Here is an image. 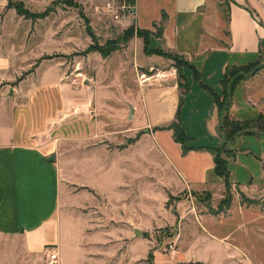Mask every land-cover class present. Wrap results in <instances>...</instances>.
<instances>
[{
    "label": "crops",
    "instance_id": "1",
    "mask_svg": "<svg viewBox=\"0 0 264 264\" xmlns=\"http://www.w3.org/2000/svg\"><path fill=\"white\" fill-rule=\"evenodd\" d=\"M220 3L221 0H139L136 18L111 24L89 18L100 44L122 35L131 25L150 31L151 49L179 54L192 66L180 68L189 85L187 91L173 76L177 71L173 59L147 53L144 38L138 35L107 58L101 56L92 63L96 54L90 56L89 62L97 71V79L91 83H82L78 76L71 78L79 84L66 81L63 66L44 63L33 74L42 76L38 81L32 85H26L27 80L20 81L15 96L5 98V107L1 108L4 114L0 115L1 236L20 238L23 253L47 263V249L52 247L58 252L56 264H105L107 258H113L111 264L140 261L141 251L137 248L141 247L144 231L140 211L135 209L125 216L119 213L117 217L123 223L108 229L94 225L92 213L63 210V174L67 172L57 157L61 141L70 143V177L81 188L69 198L80 207L100 200H124L122 187L127 180H140L141 169L147 165L151 173L159 168L162 181L178 190L223 188L225 178L216 173L214 154L208 149L185 153L174 131L168 128L180 114L181 125L192 138L190 144L218 147L221 138L217 133V104L213 94L197 80L195 69L205 84L222 94L227 66L260 58L264 0H231L226 33ZM149 68L166 72L169 78L153 82L137 79ZM79 71L76 68L75 74L79 75ZM259 73L260 81L255 80L256 74L235 87L231 114L237 119L264 113V69ZM139 132L135 143L119 147L122 139ZM111 142L114 147L109 145ZM236 150L235 156L228 159L229 180L258 198L253 193L264 181V136L245 134L238 139ZM101 183L108 184V189ZM242 212L264 218V212L255 209ZM214 219L215 216H206L202 222ZM202 222L204 243L214 242L223 253L222 259L230 260L222 264H237L238 258L254 264L245 247L233 239L236 233L217 234ZM250 222L253 223L246 220V228ZM126 246L131 249L129 262L122 251ZM180 251L183 264H209L200 256L186 257L182 247Z\"/></svg>",
    "mask_w": 264,
    "mask_h": 264
},
{
    "label": "rangeland",
    "instance_id": "2",
    "mask_svg": "<svg viewBox=\"0 0 264 264\" xmlns=\"http://www.w3.org/2000/svg\"><path fill=\"white\" fill-rule=\"evenodd\" d=\"M104 1L0 0V115L4 114L1 108L5 107V98L15 96L17 88L21 84L20 77L27 80L26 85L34 84L35 80L38 81L42 77L33 75L38 68H36L38 63L39 66L41 63L63 66L64 80L74 84H79V81L91 83L97 79V71L93 69L89 59L91 55L96 54V57L92 59V63H94V60H101L103 54L100 51H94L84 55L83 51L91 43L88 19L91 18L98 22L104 21L100 17V9ZM9 2L13 6H22L30 11H43L50 6L56 7V11L45 19L34 20L19 15L14 8H8ZM221 9L224 17L223 32L226 33L227 3ZM122 37L123 34L113 39L103 51L111 50L113 51L112 55L122 49L125 44ZM171 54L175 67L188 62L179 54L172 52ZM48 55L53 57L43 58ZM76 68H80V71L77 72L79 75L75 74ZM31 69H34V72L24 75ZM156 70L158 71L157 68L153 70L149 68L145 69L144 72L147 75H152ZM40 72L42 74V70ZM71 76H78L79 81L72 80ZM173 76L177 78L179 83L185 85V80L180 76L178 69ZM256 78L255 80L260 81L261 73L257 74ZM162 79L164 78L153 77L148 82ZM140 133H136L134 137H125V140H121L122 145L119 147L124 148L135 143L139 138L132 143L129 140ZM117 137L113 136L112 138L117 139ZM229 143L233 146L237 144L232 139ZM60 144L62 147L57 157L64 171L67 172L66 175L63 174V210L69 208L71 211L77 210L80 213H92L95 218L93 224L108 229L123 223L124 220L117 217L119 213L124 212L125 216V213L129 211L135 209L140 211L144 231L141 234V247L137 248V251H141V259L138 264H183L180 262L179 256L181 247L186 257L191 259L200 256L207 259L209 264L229 263V259H222L223 253L214 242L210 241L205 244L203 241V236L206 233L200 223L203 221L202 218L205 219L206 216H215L216 219L204 220L202 223L205 227L222 235L230 232L231 234L236 233L233 239L245 247L252 262L264 264V218H254L252 213L242 212L246 209L264 212V181L255 188L253 193L258 198L251 197L252 194L249 190L241 189L238 184L233 182L224 183L222 189H215L214 192L207 189L192 188L178 190L162 181L163 176L159 168L152 169L151 173V169L147 165L145 170L144 168L141 169L140 180L134 182L127 180L122 187L126 194L124 200L121 198L110 203L100 200L95 205L88 204L86 207H80L70 199L71 194L81 188L80 185L73 183L70 177L71 168L68 155L70 143L66 140L61 141ZM109 145L114 147L115 144L111 142ZM228 158L230 159L232 156ZM149 172L152 175H149ZM101 185L107 189L109 187L105 183H101ZM90 191L97 195L94 190L90 189ZM249 200L255 202L252 203ZM216 211L218 213L213 214ZM181 212L184 213L183 217H181ZM149 213H154V215H149ZM246 220L253 221L247 228L245 226ZM236 226H241L238 232L235 231ZM104 235L111 236L108 233H104ZM130 236L133 239L137 238L134 233H130ZM114 250L117 253L118 250ZM122 251L126 252L127 262H129L130 247L126 246ZM154 255H156V262L153 260ZM169 256L174 257V260ZM38 258V256L23 253L20 238L0 235V264H48L42 258ZM111 261H114L113 258H107L105 264H111ZM236 263L247 264V262L243 263L240 258L236 260Z\"/></svg>",
    "mask_w": 264,
    "mask_h": 264
},
{
    "label": "trees",
    "instance_id": "3",
    "mask_svg": "<svg viewBox=\"0 0 264 264\" xmlns=\"http://www.w3.org/2000/svg\"><path fill=\"white\" fill-rule=\"evenodd\" d=\"M231 0H221L219 4L221 7L227 3V16L226 21H229V6ZM8 8H14L19 15H22L26 18H31L34 20L37 19H45L50 16L52 13L56 11V7H47L43 11H30L27 8L22 6H13L10 2L7 5ZM90 24V20L88 19ZM161 33V31L159 32ZM150 31L142 30L140 28H136L135 25H131L123 32V40L126 44L130 38L135 35L141 36L145 41V50L147 53H157L164 55L166 57L172 58V54L170 52H165L162 49H151L149 47V37ZM89 35L91 37V43L88 47L83 51L84 55H87L94 51H100L104 57H108L111 55L113 51L107 50L104 52V48L112 42L113 39L108 40L105 44H100L96 34L92 30L91 25H89ZM116 39V38H115ZM114 42V41H113ZM53 56L48 55L43 58H51ZM39 64V63H38ZM36 65V68L39 65ZM184 65H188L192 67L188 62ZM183 66V65H181ZM181 66H177V69L180 71ZM262 69H264V39L260 42V58L255 62H249L243 65H229L226 68L225 74L222 79L223 84V93L219 94L215 92L212 88H210L207 84L204 83L201 73L195 69V75L201 86L213 94L217 108H218V124H217V133L221 138V143L218 147H210V146H194L191 143L192 138L187 135L185 130L181 125L180 114L177 116V120L168 126L169 129L174 131V138L177 142L181 143L183 146L184 152H188L192 149H208L215 156V170L216 173L223 178H225V184H230L229 180V169H228V157L235 156L236 153V145L233 146L230 144V139L234 141H238V139L245 134H253L257 136L264 135V113H260L256 118L250 119H237L231 114V105H232V97L235 87L238 83L243 80L248 79V77H253L258 74ZM238 71V72H235ZM34 72V69L26 72L24 75ZM180 76L184 78L185 85L179 83L181 88H184V91H187L189 88L188 82L185 76L180 72ZM24 77H20L19 81L23 80ZM183 100V99H182ZM225 128V129H224ZM140 137L138 134L135 138H131L129 140L130 143L136 141ZM242 197V196H241ZM245 197V196H244ZM243 198V197H242ZM230 199V197H229ZM244 199V198H243ZM254 203L255 201L249 200ZM218 211L213 212V214H217Z\"/></svg>",
    "mask_w": 264,
    "mask_h": 264
},
{
    "label": "built area",
    "instance_id": "4",
    "mask_svg": "<svg viewBox=\"0 0 264 264\" xmlns=\"http://www.w3.org/2000/svg\"><path fill=\"white\" fill-rule=\"evenodd\" d=\"M139 0H105L100 9V17L107 23L120 22L124 18H136ZM110 20V22H109ZM113 21V22H112ZM154 68H152L153 70ZM168 74L162 71H155L152 75L145 72L139 75L142 82L153 77H166ZM48 264H56L58 252L56 248L47 249Z\"/></svg>",
    "mask_w": 264,
    "mask_h": 264
}]
</instances>
